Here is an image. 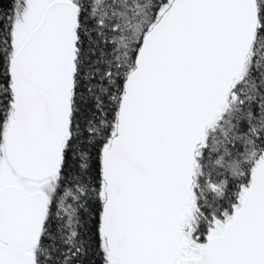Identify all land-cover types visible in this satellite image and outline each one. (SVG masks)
Instances as JSON below:
<instances>
[{
  "label": "snow or ice",
  "instance_id": "obj_1",
  "mask_svg": "<svg viewBox=\"0 0 264 264\" xmlns=\"http://www.w3.org/2000/svg\"><path fill=\"white\" fill-rule=\"evenodd\" d=\"M0 264H264V0H0Z\"/></svg>",
  "mask_w": 264,
  "mask_h": 264
}]
</instances>
